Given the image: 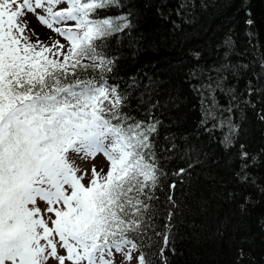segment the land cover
I'll return each mask as SVG.
<instances>
[{
	"label": "snow or ice",
	"instance_id": "6c2138e0",
	"mask_svg": "<svg viewBox=\"0 0 264 264\" xmlns=\"http://www.w3.org/2000/svg\"><path fill=\"white\" fill-rule=\"evenodd\" d=\"M62 3L67 6L57 8ZM111 7L122 8L121 0H0V264H116L117 254L121 264H130L138 250L137 264H150L143 249L151 247L153 234L157 243L162 238L161 256L171 242L174 212L157 231L160 213L153 203L169 175L161 166L167 157L157 151L162 121L150 101L143 118L124 111L126 90L109 83L116 60L106 42L132 26L131 13L101 16ZM29 13L65 43L41 40ZM229 68L208 69L200 86L201 126L219 119L218 111H233L214 95ZM225 94L237 100L234 89ZM219 126L228 127L224 143L230 146L235 125L220 119ZM165 140L172 143L161 152H175V138ZM243 149L238 175L246 182L249 153ZM73 153L83 160L103 154L107 171L93 164L83 183L88 171L78 175ZM193 166L172 175L183 177ZM168 202L174 209L172 195Z\"/></svg>",
	"mask_w": 264,
	"mask_h": 264
},
{
	"label": "trees",
	"instance_id": "16d2710c",
	"mask_svg": "<svg viewBox=\"0 0 264 264\" xmlns=\"http://www.w3.org/2000/svg\"><path fill=\"white\" fill-rule=\"evenodd\" d=\"M121 3L122 8L101 13H131V28L106 42L116 60L109 83L126 90L124 111L131 115L143 118L149 101L157 105L154 114L162 121L157 151L167 157L161 166L169 174L153 201L160 213L157 231H164L169 210L174 212L164 255L159 254L162 238L157 243L153 234L151 247L143 249L146 258L150 264H264V0ZM222 65L230 68L220 74L226 80L214 95L221 108L232 104L233 111H218L219 119L201 126L200 86L208 69ZM228 88L235 91L234 103L225 94ZM220 119H231L236 127L230 146L224 143L228 127H220ZM165 136L175 138V152H161L172 143ZM241 145L249 153L246 182L238 175L245 163ZM190 163L194 166L183 177L172 175Z\"/></svg>",
	"mask_w": 264,
	"mask_h": 264
},
{
	"label": "rangeland",
	"instance_id": "374dc122",
	"mask_svg": "<svg viewBox=\"0 0 264 264\" xmlns=\"http://www.w3.org/2000/svg\"><path fill=\"white\" fill-rule=\"evenodd\" d=\"M66 6H67L66 4L62 3L58 5L57 8L66 7ZM37 11H41V10H37ZM27 19L30 21V27L35 29L36 33L39 34L41 40H43L45 43H51V41L48 39L49 37H52L53 40H60L61 43H65L63 38L60 37L58 34L53 33L50 29H47L45 26L39 24L38 20L31 13L27 14ZM32 40L33 42H35V37H32ZM70 155L76 161L77 166L80 168V173H78V175L84 172L85 170L88 171V178H86L83 181V183L85 184L88 183V179H90L91 177V168L93 164L97 166L98 171L101 168H103L105 172L107 171L108 162L106 158L103 156V154H97L95 159L88 158L87 160L80 159L74 153ZM37 204L39 207H41V209H43L46 206L45 202L39 201V200L37 201ZM61 254H64L63 251L61 252ZM139 254H140L139 251L133 252L132 254L133 259L131 260L130 264H137L136 257ZM122 260H123V257L120 256L119 254L115 256L116 264H121ZM48 264H57V262L50 259L48 261ZM66 264H70V262H66Z\"/></svg>",
	"mask_w": 264,
	"mask_h": 264
}]
</instances>
